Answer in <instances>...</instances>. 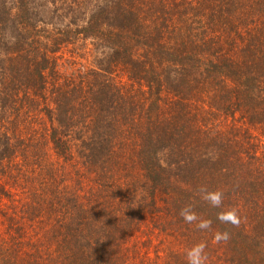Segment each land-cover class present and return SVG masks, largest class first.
Returning <instances> with one entry per match:
<instances>
[{
  "label": "trees",
  "instance_id": "trees-1",
  "mask_svg": "<svg viewBox=\"0 0 264 264\" xmlns=\"http://www.w3.org/2000/svg\"><path fill=\"white\" fill-rule=\"evenodd\" d=\"M0 19V264H187L201 241L208 264H264V0H0ZM68 47L93 67L63 72Z\"/></svg>",
  "mask_w": 264,
  "mask_h": 264
},
{
  "label": "clouds",
  "instance_id": "clouds-1",
  "mask_svg": "<svg viewBox=\"0 0 264 264\" xmlns=\"http://www.w3.org/2000/svg\"><path fill=\"white\" fill-rule=\"evenodd\" d=\"M199 198L214 208H221L224 201V192L222 190H208L206 186H199L197 189ZM180 217L186 224H193L199 230H211L212 221L198 215L192 204H186L180 209ZM217 220L222 224H230L238 228L242 222L239 211L236 208L224 209L217 213ZM231 236L228 231H215L213 240L216 244H226ZM206 242H199L188 248L185 252L187 264H208L206 253Z\"/></svg>",
  "mask_w": 264,
  "mask_h": 264
},
{
  "label": "rangeland",
  "instance_id": "rangeland-1",
  "mask_svg": "<svg viewBox=\"0 0 264 264\" xmlns=\"http://www.w3.org/2000/svg\"><path fill=\"white\" fill-rule=\"evenodd\" d=\"M38 3H39V1H38ZM0 24H1V26H0V29H1L2 25H3V21ZM5 28H8V25H6ZM88 48L90 50H92V47L88 46ZM71 52H74L73 48L68 47L66 49H62L58 54V56H59L58 65L63 72L69 73L73 69L79 68L81 66H84L86 68H92L93 67L92 66L93 61L90 58V55H92V54H90L88 51H82V50L77 51L78 54H74Z\"/></svg>",
  "mask_w": 264,
  "mask_h": 264
}]
</instances>
